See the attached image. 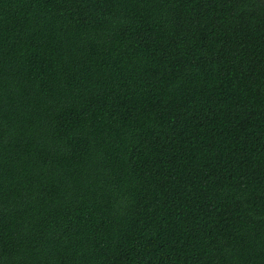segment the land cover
<instances>
[{"label": "trees", "instance_id": "1", "mask_svg": "<svg viewBox=\"0 0 264 264\" xmlns=\"http://www.w3.org/2000/svg\"><path fill=\"white\" fill-rule=\"evenodd\" d=\"M0 264H264V0H0Z\"/></svg>", "mask_w": 264, "mask_h": 264}]
</instances>
